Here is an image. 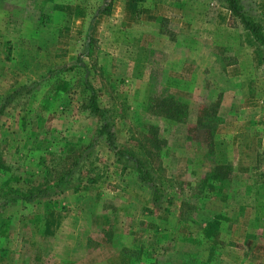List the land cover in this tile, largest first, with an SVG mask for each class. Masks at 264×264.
<instances>
[{
	"label": "rangeland",
	"instance_id": "rangeland-1",
	"mask_svg": "<svg viewBox=\"0 0 264 264\" xmlns=\"http://www.w3.org/2000/svg\"><path fill=\"white\" fill-rule=\"evenodd\" d=\"M0 264H264V47L224 0H0Z\"/></svg>",
	"mask_w": 264,
	"mask_h": 264
},
{
	"label": "trees",
	"instance_id": "trees-1",
	"mask_svg": "<svg viewBox=\"0 0 264 264\" xmlns=\"http://www.w3.org/2000/svg\"><path fill=\"white\" fill-rule=\"evenodd\" d=\"M224 1L227 5V9L239 19V22L242 25L243 29L250 33L255 42L264 47V30L260 22L249 19L240 9L238 0ZM86 106L90 110V112L98 115L100 119H103V110L98 107L93 94H91L87 99ZM98 135L104 137V140L106 141L108 147H110L116 157H118L119 159H124L132 166V168L137 174L138 180L150 187L153 199H158V190L155 187V179L152 176L151 170L145 163V161L138 154L134 153L131 149L120 148L116 146L114 144L113 134L108 128V124L106 122H101L98 128ZM75 189L76 188H74V190Z\"/></svg>",
	"mask_w": 264,
	"mask_h": 264
}]
</instances>
